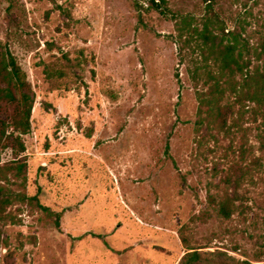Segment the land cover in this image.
I'll return each instance as SVG.
<instances>
[{
  "label": "rangeland",
  "instance_id": "1",
  "mask_svg": "<svg viewBox=\"0 0 264 264\" xmlns=\"http://www.w3.org/2000/svg\"><path fill=\"white\" fill-rule=\"evenodd\" d=\"M166 5L167 16L149 0H0V42L35 98L25 150L5 148L0 165L24 159L27 194L61 212L57 228L9 207L0 264H178L181 235L264 264L263 107L225 96L210 110V82L181 60L171 17L199 22L211 6L255 42L264 0ZM227 194L229 218L217 211Z\"/></svg>",
  "mask_w": 264,
  "mask_h": 264
},
{
  "label": "trees",
  "instance_id": "2",
  "mask_svg": "<svg viewBox=\"0 0 264 264\" xmlns=\"http://www.w3.org/2000/svg\"><path fill=\"white\" fill-rule=\"evenodd\" d=\"M136 1V0H134ZM162 15L170 10L166 0H149ZM138 3V2H136ZM180 58H188L197 64L193 70L194 78L199 72L206 77L208 90L201 100L221 113L219 102L225 96L258 101L262 105L264 117V33L252 42L243 28L228 29L220 15L209 6L198 22L190 14L174 15ZM179 19V20H178ZM237 77L240 80H237ZM203 95V94H200ZM34 94L26 81V76L6 44L0 42V108L2 104L12 105L13 110L4 118L0 117V154L5 148L19 153L25 150L20 135L30 129V117L34 104ZM27 163L15 158L0 165V242L1 227L8 222L17 223L8 208L16 204L28 205L53 216L54 224L59 228L61 212H56L40 203L37 194L26 192ZM235 198L224 195L217 202L220 216L229 218L236 206ZM186 252L178 264H253L248 260H236L226 252L215 250L204 252L201 246L193 247L188 238L181 235ZM261 257L260 254L257 256Z\"/></svg>",
  "mask_w": 264,
  "mask_h": 264
}]
</instances>
